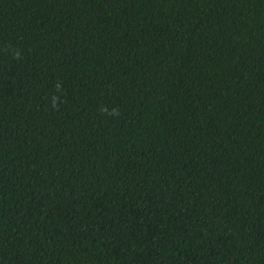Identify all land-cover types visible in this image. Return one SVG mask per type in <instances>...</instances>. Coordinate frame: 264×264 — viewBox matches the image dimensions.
<instances>
[{
    "label": "trees",
    "instance_id": "16d2710c",
    "mask_svg": "<svg viewBox=\"0 0 264 264\" xmlns=\"http://www.w3.org/2000/svg\"><path fill=\"white\" fill-rule=\"evenodd\" d=\"M0 264H264V0H0Z\"/></svg>",
    "mask_w": 264,
    "mask_h": 264
}]
</instances>
